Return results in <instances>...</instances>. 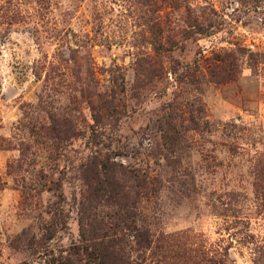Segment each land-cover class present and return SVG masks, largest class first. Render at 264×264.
<instances>
[{"label":"rangeland","instance_id":"rangeland-1","mask_svg":"<svg viewBox=\"0 0 264 264\" xmlns=\"http://www.w3.org/2000/svg\"><path fill=\"white\" fill-rule=\"evenodd\" d=\"M82 228L264 264V0H0V264Z\"/></svg>","mask_w":264,"mask_h":264},{"label":"trees","instance_id":"trees-1","mask_svg":"<svg viewBox=\"0 0 264 264\" xmlns=\"http://www.w3.org/2000/svg\"><path fill=\"white\" fill-rule=\"evenodd\" d=\"M83 229L81 242L53 255L50 264H135L131 256L118 246L117 232L103 234L100 241L89 243L93 237H88Z\"/></svg>","mask_w":264,"mask_h":264}]
</instances>
